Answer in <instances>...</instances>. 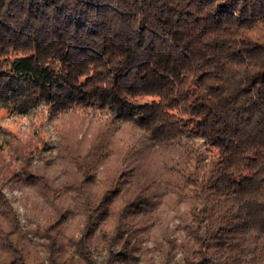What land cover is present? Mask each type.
Instances as JSON below:
<instances>
[{
  "label": "trees",
  "instance_id": "1",
  "mask_svg": "<svg viewBox=\"0 0 264 264\" xmlns=\"http://www.w3.org/2000/svg\"><path fill=\"white\" fill-rule=\"evenodd\" d=\"M0 102L59 138L7 141L0 264H264V0H0Z\"/></svg>",
  "mask_w": 264,
  "mask_h": 264
},
{
  "label": "rangeland",
  "instance_id": "2",
  "mask_svg": "<svg viewBox=\"0 0 264 264\" xmlns=\"http://www.w3.org/2000/svg\"><path fill=\"white\" fill-rule=\"evenodd\" d=\"M96 125L97 124L94 123L93 125L89 126L87 133L93 132L96 128ZM41 127L43 128V131ZM33 132L36 135L35 137H42V139L48 144L49 149H45L43 151V155L48 161L52 160L56 154V146L58 144L59 138L56 136L53 127L47 122V106H45L43 103H40L38 107L30 114L20 115L9 112L7 109H5V107H3V103L0 102V172L5 167V164L9 161V148L11 146H9L7 141L9 138H11V135L15 134L17 137L24 140L27 139L26 137L31 135ZM116 137L119 138L121 142L125 144V147H128L129 149L134 148L135 145H138L136 134H134L133 130L127 127L116 133ZM34 143H36V141ZM181 144L186 146L193 145L195 148H199V150H201L204 147V140L189 136L182 138ZM40 146L42 145L40 144ZM137 149H139V147ZM34 159L36 160V157H34ZM10 167L13 169L12 166ZM59 181L60 180H58V182ZM26 191L29 192L26 187L14 185L11 182H8L4 188L5 194L13 201V206L17 211L22 223L25 222V218L29 213V209L19 198L21 194ZM184 208V205H180V210H184ZM160 209L161 211L158 212V216L160 218L159 220L162 221L165 226L174 229V236L178 237L181 232L180 229L177 228L181 217L179 212L171 208V206L168 204H164ZM156 232L159 233V229L157 230L156 228L155 233ZM148 233L142 234V249H144L146 246L151 247L153 245V233ZM95 255L98 261L106 258L105 252H96ZM144 257L145 256L143 253L138 254L137 260L133 264H145ZM177 257L179 258V255ZM155 258H157V256H155Z\"/></svg>",
  "mask_w": 264,
  "mask_h": 264
}]
</instances>
